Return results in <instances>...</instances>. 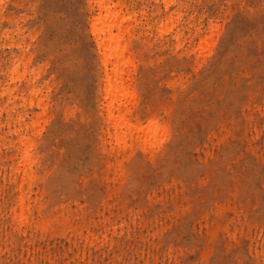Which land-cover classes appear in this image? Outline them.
Wrapping results in <instances>:
<instances>
[{"label":"rangeland","instance_id":"obj_1","mask_svg":"<svg viewBox=\"0 0 264 264\" xmlns=\"http://www.w3.org/2000/svg\"><path fill=\"white\" fill-rule=\"evenodd\" d=\"M98 1L0 0V264H264V0H105L128 145Z\"/></svg>","mask_w":264,"mask_h":264},{"label":"bare ground","instance_id":"obj_2","mask_svg":"<svg viewBox=\"0 0 264 264\" xmlns=\"http://www.w3.org/2000/svg\"><path fill=\"white\" fill-rule=\"evenodd\" d=\"M109 2L107 3L105 0H100V1L96 2L100 12L92 18V22H91L92 23V32L95 34L97 45L101 51L100 53L102 54V56H101L102 57V63H103V66L105 67V78H106L105 79V82H106V84H105L106 85L105 95L107 96L106 98L109 99L108 106H107V108H108L107 109V111H108L107 117L113 126L112 129H114V137H115V140H117V143L119 141V143H121V144H122V142H125V144H126V141L129 138L126 136L127 132L131 133L130 134V137H131V135H133L132 131L143 132L142 130H144L143 135L145 133L144 137H146L147 135L149 136L150 134L151 135L154 134L157 131V128H160L161 126L158 125L159 127H157L155 123L148 122L151 125L149 127H146L145 129H143L145 126L139 127L141 125V123L138 126L137 125L138 123L132 122L130 119H128L126 117V112L122 111V109H121V106L123 104V102H122L123 99L125 100L126 97L131 95L130 92H132L129 90L130 88L128 87V85L130 83L128 85L125 84L124 73H125V69L128 70L131 67V65L134 64L133 63L134 57H131V55L133 53L130 54L131 51L129 52V46H128L127 41L126 42L123 41V39H125V37L123 36L124 32L126 33V31L129 28V27L128 28L126 27V26H129V24H128V22L125 21L128 19V17H125L124 15H120L119 11H121V10H116L115 6H113L114 8H112V6L109 4ZM116 7L118 8V6H116ZM102 12H104V14H102ZM125 23L127 24L126 26H124ZM114 29H116L115 33H114ZM128 33H126V34H128ZM178 37H179V34H178ZM179 40H180V37H179ZM128 42H129V39H128ZM134 61H135V59H134ZM108 66H110V68ZM128 71L130 72L131 69ZM129 77H130V75H129ZM130 79L132 80V77H130ZM135 95H136V93H135ZM135 95H134V97L136 98ZM134 97H130L131 98L130 101ZM128 100H129V97L127 99V102H128ZM114 102H116V105L114 104ZM129 103H131V102H129ZM126 104L127 103H125V106H126ZM125 106H123V107H125ZM115 110L117 112V115L114 114ZM129 112H130V110H129ZM152 121H153V119H152ZM137 122H139V121H137ZM157 123L159 124L158 121H157ZM111 124H109V125L111 126ZM165 127H163V128H165ZM169 128H170V126H169ZM129 133H128V135H129ZM163 134L168 135L169 133L166 132ZM141 135H142V133H141ZM125 136L127 138H125ZM136 136H138V133ZM157 136H156V138H157ZM132 138H134V136ZM125 139H127V140H125ZM140 139L143 140V145H144V142H145L144 138L142 139V136H141ZM149 139L151 140V138H149ZM135 140H137V139H135ZM135 140H133V141H135ZM148 140L146 139V141H148ZM153 140L150 141V144H151V142L153 143ZM155 141L156 142L157 141L162 142L159 139L158 140L155 139ZM155 141H154V144L156 143ZM129 142H131V140ZM131 143L133 144V142H131ZM146 143L148 144V142H146ZM24 144H25V142H24ZM125 144H123V145L125 146ZM147 144H146V147H147ZM126 145H128V144H126ZM148 146H150V145L148 144ZM152 146H153V144H152ZM121 149H125V147H123ZM112 150H113V148H112ZM26 159H30V156H27ZM22 200H23V197H22ZM23 217L24 216L21 217L22 221L25 219V217L24 218Z\"/></svg>","mask_w":264,"mask_h":264}]
</instances>
